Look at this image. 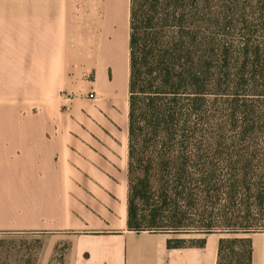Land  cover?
<instances>
[{
    "label": "trees",
    "instance_id": "trees-1",
    "mask_svg": "<svg viewBox=\"0 0 264 264\" xmlns=\"http://www.w3.org/2000/svg\"><path fill=\"white\" fill-rule=\"evenodd\" d=\"M128 45V228L221 231L211 200L253 205L259 218L222 217L237 235L216 259L250 264L247 234L264 231V0H130Z\"/></svg>",
    "mask_w": 264,
    "mask_h": 264
},
{
    "label": "crops",
    "instance_id": "crops-1",
    "mask_svg": "<svg viewBox=\"0 0 264 264\" xmlns=\"http://www.w3.org/2000/svg\"><path fill=\"white\" fill-rule=\"evenodd\" d=\"M51 1L55 89L46 96L55 106L49 111L38 100L40 120L0 121V228L54 232L55 264H216L219 231H135L127 225L130 0ZM28 2L35 3L6 5L14 20L4 23L28 26L31 12L30 25L44 26V0ZM6 37L11 40L1 49H22ZM12 66L19 74L27 69L21 62ZM92 70L93 85L84 80ZM44 75L31 71L12 80L18 85L0 97L20 89L24 98H43ZM89 90L99 101L86 97ZM247 236L250 264H264V231ZM169 239L184 243L169 246ZM63 240L67 246L59 249ZM50 257L47 249L37 264Z\"/></svg>",
    "mask_w": 264,
    "mask_h": 264
},
{
    "label": "rangeland",
    "instance_id": "rangeland-1",
    "mask_svg": "<svg viewBox=\"0 0 264 264\" xmlns=\"http://www.w3.org/2000/svg\"><path fill=\"white\" fill-rule=\"evenodd\" d=\"M20 1L23 5L35 3L28 2V0H0V43L6 40H11L10 37H6L7 34H10L13 41H17L16 44L18 46L20 43L22 45V49L12 48L3 50L0 47V91L9 94V89L18 85L17 82L12 83V80L20 77L24 78L23 75L33 71L36 75L45 74V78L42 76L44 80L39 83V86L42 89L41 91H43V98L39 97L40 99H37V96L36 98H24L21 96L23 90L20 92V89L14 90L18 95H12L6 98L0 97V121L40 120L41 118L38 116V112L41 110V107L37 104L38 100L44 102V105L49 107V111L55 106V99L51 96H46L48 91L55 89V84L52 82L53 77H55V33L51 34L52 30L55 28L49 24L50 17H55V13L52 12L53 6H55V1L44 0L45 12L42 17V20L45 23L44 26L30 25V19L33 17L31 16V12H28V26L20 27L13 24V21L11 23L12 25L4 23V20H9L10 18L13 19L14 17V13H10V10H5L6 5L20 4ZM10 15L12 17H10ZM15 20L19 21L18 18ZM14 29L17 31L13 32ZM20 30L25 31V33H20ZM4 53L7 55V59H5ZM20 62L22 66L27 65L26 70L22 67V74L18 73V66H12L13 64L19 65ZM84 80L85 82L91 80L93 85L94 71L87 72ZM12 93L14 94V92ZM86 97L92 101H99V93L97 94L94 90H89ZM25 103H29L27 108L25 107ZM71 116L73 118V115ZM73 120H76V115ZM211 201L212 203L206 208L208 213L206 216L210 215L211 220L214 222L212 228L221 230L219 232L222 233L223 236H234L237 234L226 232V230H224L226 228L222 225V217H225L226 215H236L237 220L260 217L255 214L257 212L254 210L253 205L246 209L244 208L245 204L244 206H241L239 202L235 200L236 202H234V204L230 203V213L226 214V209L222 207L225 202L216 199ZM246 201L247 203H252L253 200ZM66 246L67 242L63 240L59 249H64ZM47 249L51 250V257L47 264H55L54 232L7 230L5 228H0V264H37Z\"/></svg>",
    "mask_w": 264,
    "mask_h": 264
}]
</instances>
